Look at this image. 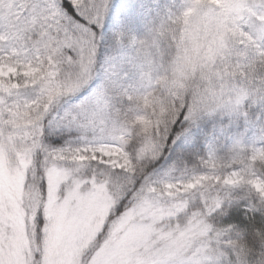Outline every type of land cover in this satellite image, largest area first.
Here are the masks:
<instances>
[{"label": "snow or ice", "instance_id": "6c2138e0", "mask_svg": "<svg viewBox=\"0 0 264 264\" xmlns=\"http://www.w3.org/2000/svg\"><path fill=\"white\" fill-rule=\"evenodd\" d=\"M0 264H264V0H0Z\"/></svg>", "mask_w": 264, "mask_h": 264}]
</instances>
